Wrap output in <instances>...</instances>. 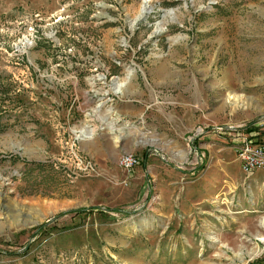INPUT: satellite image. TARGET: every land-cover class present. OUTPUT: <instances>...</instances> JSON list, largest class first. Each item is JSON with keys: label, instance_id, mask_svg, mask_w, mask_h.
<instances>
[{"label": "rangeland", "instance_id": "374dc122", "mask_svg": "<svg viewBox=\"0 0 264 264\" xmlns=\"http://www.w3.org/2000/svg\"><path fill=\"white\" fill-rule=\"evenodd\" d=\"M242 139L264 143V0H0V264H264Z\"/></svg>", "mask_w": 264, "mask_h": 264}, {"label": "crops", "instance_id": "0c3cea01", "mask_svg": "<svg viewBox=\"0 0 264 264\" xmlns=\"http://www.w3.org/2000/svg\"><path fill=\"white\" fill-rule=\"evenodd\" d=\"M134 116V115H133ZM86 143L84 145L87 146V149H88V153L90 154L89 150L90 151H94V153L96 152V144H97V141L92 138L91 136L87 137V140H85ZM196 148V147H195ZM200 159V157H199ZM197 161V159H195ZM218 163V162H217ZM220 165H221V162H219ZM242 171H241V168H240V162H236L235 163V168H234V173L231 174L230 178L232 181H229L231 182V185L230 187L234 188V196L236 195L237 196V208H242L240 209V211H244V204H245V201H243V185H242V182H238L237 180H234L235 178V175L236 174H241ZM252 175V174H251ZM250 176V175H248ZM246 176V177H248ZM264 170H256L253 175L251 176V181H250V187L252 189V191H255L256 193H258L259 189H260V186L262 187L264 185ZM218 177H213V176H209V177H197L195 180H194V183H193V188H194V193H195V198L198 199V205H200V210L201 211H204L206 209L208 205V201L205 202V200H211L212 198V194L213 192H215V190L217 189L218 187ZM174 181V180H173ZM173 181L171 182V184L173 183ZM169 182V181H168ZM167 182V184H168ZM228 182V183H229ZM170 184V185H171ZM262 184V185H261ZM190 188V186H189ZM236 189V190H235ZM210 211L212 210V206L210 204ZM209 210H206V211H209Z\"/></svg>", "mask_w": 264, "mask_h": 264}, {"label": "built area", "instance_id": "2783aa9c", "mask_svg": "<svg viewBox=\"0 0 264 264\" xmlns=\"http://www.w3.org/2000/svg\"><path fill=\"white\" fill-rule=\"evenodd\" d=\"M236 156L240 162V168L245 176L253 174L256 170H264V143L257 141H247L242 139L236 147ZM139 158L132 152H123L118 159L119 166L132 173Z\"/></svg>", "mask_w": 264, "mask_h": 264}, {"label": "trees", "instance_id": "16d2710c", "mask_svg": "<svg viewBox=\"0 0 264 264\" xmlns=\"http://www.w3.org/2000/svg\"><path fill=\"white\" fill-rule=\"evenodd\" d=\"M79 211H85V210H82V209H81V210H79ZM250 264H254V262H252V263H250Z\"/></svg>", "mask_w": 264, "mask_h": 264}, {"label": "bare ground", "instance_id": "6f19581e", "mask_svg": "<svg viewBox=\"0 0 264 264\" xmlns=\"http://www.w3.org/2000/svg\"><path fill=\"white\" fill-rule=\"evenodd\" d=\"M260 239H261V240H264V237H261Z\"/></svg>", "mask_w": 264, "mask_h": 264}]
</instances>
